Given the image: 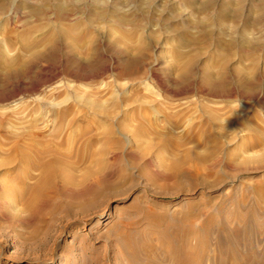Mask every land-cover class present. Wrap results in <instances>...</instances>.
I'll list each match as a JSON object with an SVG mask.
<instances>
[{
  "label": "rangeland",
  "instance_id": "374dc122",
  "mask_svg": "<svg viewBox=\"0 0 264 264\" xmlns=\"http://www.w3.org/2000/svg\"><path fill=\"white\" fill-rule=\"evenodd\" d=\"M174 232L264 264V0H0V264H180Z\"/></svg>",
  "mask_w": 264,
  "mask_h": 264
},
{
  "label": "bare ground",
  "instance_id": "6f19581e",
  "mask_svg": "<svg viewBox=\"0 0 264 264\" xmlns=\"http://www.w3.org/2000/svg\"><path fill=\"white\" fill-rule=\"evenodd\" d=\"M187 153V152H186ZM162 154V153H161ZM89 155V157H90V160H92V158L95 156V155H92V153H89L88 154ZM87 155V156H88ZM59 157V156H58ZM56 159H59V158H56ZM94 159V158H93ZM96 159H97V157H96ZM52 161V160H51ZM55 161H57V160H55ZM51 162V163H49V164H42V166H43V170H42V172L40 173V175H41V177H40V180L38 181V183L34 186V185H32V186H34L33 187V190L31 191V189H30V191H31V193H30V195H28L27 194V196H28V198H25V199H27V207H29V208H32L33 207V205H34V203L38 200V198L40 197V195H41V192L43 191V188L47 185V183L48 182H52V180H54V178L57 176L56 175V173H57V171H56V165L58 164L59 165V163H56V162ZM61 161V160H60ZM181 161V160H180ZM180 161H178V162H180ZM176 163V162H175ZM180 167H171V169L168 171V172H170L169 174L172 176V177H177V176H179V173H180ZM95 177H98V174L95 176ZM88 178L89 177H87V178H85V179H83V181H81L82 183L83 182H87L88 181ZM79 184V183H78ZM81 184V183H80ZM83 185V184H82ZM50 187V186H49ZM7 190L9 189V187L7 186V188H6ZM48 189V188H47ZM99 189V188H98ZM97 190V189H96ZM7 192V191H6ZM11 192L12 191H10L9 192V194L10 195H12V196H14V194H11ZM98 194L95 196V198H93L92 197V199H90L89 201H88V203H84V204H86V205H84V204H79V208L81 209L83 206H91V205H93V204H95V202H97L98 201ZM7 199L9 198V196L8 197H6ZM4 202L7 204V200L5 201L4 200ZM187 225V224H186ZM179 226V225H178ZM181 226H183V225H181ZM178 229V228H177ZM181 233H182V228H181ZM179 232V231H178ZM184 233V232H183ZM193 233V232H192ZM120 235H123L124 236V234L123 233H121ZM189 235V233L186 235L185 233H184V236H185V246L183 245V247H185L182 251L181 250H179L180 248H178V245H177V247H176V245H174L173 244V241H175V239H176V237H177V234H176V232H174L173 234H171V241H172V245L169 243L168 245H170V247H169V249H168V253H166L167 254V256L169 257V258H171L172 260H176L178 263H180L181 264V261L183 260V259H188L189 257H190V253L188 254V251H189V249H190V246H191V244H189V241H188V236ZM175 238V239H174ZM115 239H116V241L118 242V243H121V246H123L124 248L126 247L125 246V239L124 238H122V237H120L119 236V234L118 235H116L115 236ZM180 239V238H179ZM233 240V239H232ZM182 241V240H181ZM190 241H191V239H190ZM176 242H177V240H176ZM231 242V241H230ZM183 243V242H182ZM198 245H200V244H197V242L195 243V246H197L198 247ZM195 246H193V248L195 249ZM192 247V246H191ZM177 248H178V250H177ZM193 250V249H192ZM188 254V255H187ZM193 255V254H192ZM196 257V255H193L192 257H190V259L191 260H193L195 257ZM174 262V261H173ZM176 263V262H175ZM159 264V263H158ZM177 264V263H176Z\"/></svg>",
  "mask_w": 264,
  "mask_h": 264
}]
</instances>
